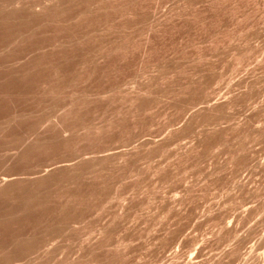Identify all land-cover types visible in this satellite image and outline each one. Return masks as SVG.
Wrapping results in <instances>:
<instances>
[{"label": "rangeland", "instance_id": "obj_1", "mask_svg": "<svg viewBox=\"0 0 264 264\" xmlns=\"http://www.w3.org/2000/svg\"><path fill=\"white\" fill-rule=\"evenodd\" d=\"M51 1L0 0V264L264 255V0Z\"/></svg>", "mask_w": 264, "mask_h": 264}, {"label": "bare ground", "instance_id": "obj_2", "mask_svg": "<svg viewBox=\"0 0 264 264\" xmlns=\"http://www.w3.org/2000/svg\"><path fill=\"white\" fill-rule=\"evenodd\" d=\"M46 1H47V0H46ZM48 1H49V0H48ZM54 1H55V0H54ZM17 2H18V1H16V2H12V3L14 4V5L12 4V7H15V4H16ZM50 2L52 3L51 0H50ZM45 3H46V2H45ZM20 4H21V5H20ZM19 5H20V6H23V4L20 3V2H19ZM19 5L16 4L17 7H19ZM45 5H46V4H45ZM10 6H11V5H10ZM24 6H25V5H24ZM49 6H50V5H49ZM57 6H58V5H57ZM6 7H8V6H6ZM27 7H28V6H26L25 8H27ZM32 7H33V6H32ZM34 7H35V6H34ZM47 7H48V6H47ZM58 7H59V6H58ZM28 8H29V7H28ZM15 9H16V8H15ZM23 9H24V8H23ZM31 9H32V8H31ZM31 9H30V10H31ZM50 9H51V8H50ZM3 10H4V9H3ZM27 10H28V9H27ZM34 10H35V8H34ZM37 10H39V9H37ZM41 10H42V9H41ZM53 10H54V8H53ZM1 11H2V10H1ZM43 11H44V10H43ZM13 12H15V11H13ZM18 12H19V11H18ZM50 12H51V11H50ZM53 12H54V11H53ZM31 13H32V11H31ZM33 13H34V12H33ZM38 13H39V12H38ZM42 13H44V12H42ZM55 13H56V12H55ZM27 14H28V13H27ZM53 14H54V13H53ZM56 15H57V14H56ZM9 16H10V15H9ZM43 18H44V17H43ZM57 18H58V17H57ZM20 19H21V18H20ZM28 19H29V18H28ZM54 19H55V18H54ZM242 57H243V56H242ZM181 93H182V92H181ZM75 99H76V98H75ZM235 99H236V98H235ZM232 102H233V101H232V98H231V101H230V100L227 101V103H225V105H222V106H226V107L229 108V106H232V104H233ZM79 104H80V103H79ZM132 105H135V103H133ZM220 105H221V104H220ZM135 107H136V106H135ZM216 108H217V106H208L207 108L203 109V111L201 110V112H205L204 114H206V113H210V114H212V113H214V112L216 111ZM221 108H222V107H221ZM136 110H137V109H136ZM138 110H139V109H138ZM138 110H137V111H138ZM199 112H200V111H199ZM199 112H198V113H199ZM201 112H200V113H201ZM200 113H199V114H196L195 116H193V118H191V119H192L191 122H193V121L195 122V121L197 120V117H199L198 115H200ZM69 115H70V114H69ZM70 119H71V118H70ZM73 119H74V118H73ZM188 123H190V122H188ZM57 124H58V123H57ZM59 125H61V124H59ZM67 127H68V126H67ZM97 128H99V127H97ZM60 129H61V128H60ZM79 133H80V132H79ZM176 133H177V131H176ZM176 133H173V134L176 135ZM101 134H102V133H101ZM170 134H172V133H170ZM219 134H220V133H219ZM175 135H174V136H175ZM184 135H185V134H184ZM222 135H224V134H222ZM98 136H99V135H98ZM172 136H173V135H172ZM181 136H183V135H181ZM209 136H210V134H209ZM210 137H211V136H210ZM217 137H218V136H217ZM220 137H221V136H220ZM224 137H225V136H224ZM55 138H56V137H55ZM90 138H91V137H90ZM174 138H175V137H174ZM215 138H216V136H215ZM225 138H226V137H225ZM84 139H85V138H84ZM168 139H169V138H168ZM172 139H173V137H172ZM218 139H219V138H218ZM42 140H43V139H42ZM87 140H89V138H87ZM170 140H171V139H170ZM205 140H206V139H205ZM45 141H46V140H45ZM210 141H211V140H210ZM217 141H218V140H217ZM217 141H216V142H217ZM220 141H221V140H220ZM54 142H55V141H54ZM163 142H164V141H163ZM148 143L151 144L150 142H148ZM161 143H162V142H161ZM208 143H209V142H208ZM41 144H42V143H41ZM51 144H52V143H51ZM54 144H55V143H53V145H54ZM146 144H147V143H146ZM163 144H164V143H163ZM163 144H162V145H163ZM197 144H198V143H197ZM204 144H205V143H204ZM31 145H32V144H31ZM42 145H43V144H42ZM143 145H144V144H143ZM143 145H142V146H143ZM48 147H49V146H48ZM155 147H156V146H155ZM155 147H154V148H155ZM160 147H161V146H160ZM203 147H204V146H203ZM209 147H210V146H209ZM156 148H157V147H156ZM156 148H155V149H156ZM211 148H213V147H211ZM32 149H33V148H32ZM157 149H158V148H157ZM209 149H210V148H209ZM30 150H31V149H30ZM193 150H194V149H193ZM198 150H199V149H198ZM137 151H138V150H137ZM159 151H160V150H159ZM191 151H192V150H191ZM203 151H204V150H203ZM38 152H39V151H38ZM201 152H202V151H201ZM129 153H130V151H129ZM132 153H133V152H132ZM156 153H157V150H156ZM188 153H189V152H188ZM196 153H197V152H196ZM130 154H131V153H130ZM134 154H135V153H134ZM134 154H133V155H134ZM184 154H185V153H184ZM197 154H198V153H197ZM128 155H129V154H128ZM191 155H193V154H191ZM107 156H108V155H106L105 157L107 158ZM112 156H113V155H112ZM126 156H127L126 153H121V154H118V155H114L113 158L122 161V160H124V159L126 158ZM182 156H183V155H182ZM189 156H190V155H189ZM184 157H185V156H184ZM196 157H197V156H196ZM106 158L102 157L103 160H107ZM108 158H110V157H108ZM127 158H128V157H127ZM185 158H186V157H185ZM100 159H101V158H100ZM82 160H83V159H82ZM98 160H99V159H98ZM103 160H100L99 162H101V161L104 162ZM110 160H111V159H110ZM86 161H88V160H85L84 163H85ZM91 161H92V160H91ZM91 161H90V162H91ZM95 161H96V163H98L96 159H95ZM95 161L93 160L92 162L94 163ZM115 161H116V160H115ZM121 161H120V162H121ZM102 162H101V163H102ZM87 163H88V162H87ZM104 163H105V162H104ZM114 163H115V162H114ZM91 164H92V163H91ZM111 164H112V163H111ZM111 164H110V166H111ZM93 165H94V164H93ZM93 165H92V166H93ZM99 165L101 166V164H99ZM102 165H103V164H102ZM104 165H105V164H104ZM119 165H120V163H119ZM107 166H108V165H107ZM110 166H109V167H110ZM94 167H95V165H94ZM94 167H93V168H94ZM96 167H97V166H96ZM96 167H95V168H96ZM60 168H61V167H60ZM65 168H67V170H68V168L71 169L70 166H67V167H65ZM76 168H77V167H76ZM79 168H80V167H79ZM121 168H122V165H121ZM72 169H73V167H72ZM72 169H71V170H72ZM100 169H101V168H100ZM100 169H99V170H100ZM117 169H118V168H117ZM74 170H75V168L73 169V171H74ZM79 170H80V169H79ZM91 170L93 171V169H91ZM96 170H97V168H96ZM69 171H70V170H69ZM101 171H102V170H101ZM103 171H104V170H103ZM79 172H80V171H79ZM81 172H82V171H81ZM81 172H80V173H81ZM83 172H84V171H83ZM158 173H159V172H158ZM97 177H98V176H97ZM46 179H47V177H46ZM54 179H55V178H54ZM94 179H95V178H94ZM58 180H59V179H58ZM58 180H57V181H58ZM6 181H7V180H6ZM8 181H9V180H8ZM13 182H14V181H13ZM47 183H48V182H47ZM13 184H14V183H13ZM61 184H62V183H61ZM68 184H69V183H68ZM32 185H33V184H32ZM35 185H36V184H35ZM52 185H53V184H52ZM40 186H41V184H40ZM42 186H44V185H42ZM60 186H61V185H60ZM38 187H39V186H38ZM53 187H55V186H53ZM13 188H14V187H13ZM13 188H12V190H13ZM36 188H37V187H36ZM55 189H56V188H55ZM65 189H66V188H65ZM28 191H29V190H28ZM40 191H41V190H40ZM42 191H43V190H42ZM87 191H88V190H87ZM2 192H3V191H2ZM5 193H6V192H5ZM11 193H12V192H11ZM59 193H60V192H59ZM94 193H95V192H94ZM20 194H21V193H20ZM20 194H19V195H20ZM24 194H25V193H24ZM29 194H30V193H29ZM20 196H21V195H20ZM22 196H23V195H22ZM3 197H4V196H3ZM7 197H8V196H7ZM53 197H54V196H53ZM86 197H87V196H86ZM31 198H32V197H31ZM34 198H35V196H34ZM68 198H69V197H68ZM88 198H89V197H88ZM15 199H17V198H15ZM35 199H36V198H35ZM37 199H38V198H37ZM75 199H76V198H75ZM8 200H9V199H8ZM13 200H14V199H13ZM27 200H28V199H27ZM46 200H47V199H46ZM29 201H30V200H28L27 202H29ZM32 201H33V200H32ZM86 201H87V200H86ZM39 202H40V201H39ZM39 202H38V203H39ZM30 203H31V201H30ZM80 203H81V202H80ZM83 203H84V202H83ZM43 206H44V205H43ZM24 207H25V206H24ZM32 208H33V207H32ZM36 208H37V207H36ZM12 209H13V208H12ZM39 209H40V208H39ZM70 211H71V210H70ZM9 212H10V211H9ZM24 213H25V212H24ZM28 213H29V212H28ZM57 213H58V211H57ZM57 213H56V214H57ZM60 213H61V212H60ZM62 214H64V212H63ZM6 215H7V214H6ZM42 215H43V214H42ZM42 215H40V216H42ZM45 215H46V214H45ZM3 216H4V215H3ZM57 216H58V215H57ZM70 216H71V214H70ZM6 217H7V216H6ZM6 217H4V218H6ZM58 217H59V216H58ZM74 217H75V216H74ZM22 218H23V217H22ZM66 218H67V217H66ZM66 218H65V219H66ZM40 219H41V218H40ZM10 220H11V219H10ZM49 220H50V219H49ZM52 220H54V219H52ZM52 220H51V221H52ZM4 221H5V220H4ZM66 221H67V220H66ZM5 222H6V221H5ZM7 222H8V221H7ZM28 222H29V221H28ZM36 223H37V221H36ZM2 224H3V223H2ZM7 224H9V223H7ZM34 224H35V223H34ZM55 224H56V223H55ZM4 225H5V224H4ZM35 225H36V224H35ZM35 225H33V226L35 227ZM52 225H53V224H52ZM52 225H49V226H52ZM59 225H60V224H59ZM34 227H33V228H34ZM51 228L53 229V227H50V228L46 229V233H47V234H51V233H53V230H52ZM69 228H70V227L68 226V229H69ZM44 229H45V228H44ZM54 230H55V229H54ZM59 230H60V229H59ZM31 231H32V230H31ZM57 231H58V230H57ZM70 231H71V230H70ZM29 232H30V231H29ZM29 232H28V233H29ZM68 232H69V231H68ZM56 233H57V232H56ZM62 233H63V232H62ZM105 233H106V232H105ZM57 234H58V233H57ZM59 235H60V234H59ZM48 236H50V235H48ZM45 238H46V237H45ZM45 238H44V239H45ZM50 238H51V237H50ZM44 239H43V240H44ZM46 239H47V238H46ZM105 239H106V238H105ZM33 240H34V239H33ZM33 240H32V241H33ZM49 240H50V239H49ZM51 240H52V239H51ZM12 241H13V240H12ZM44 241H45V240H44ZM241 241H242V240H241ZM42 242H43V241H42ZM46 242H47V241H46ZM12 243H13V242H12ZM103 243H104V242H103ZM242 243H243V242H242ZM22 244H23V243H22ZM24 244H25V243H24ZM28 244L32 245V243H28ZM36 246H37V245H36ZM100 246H101V245H100ZM100 246H99V247H100ZM12 247H13V246H12ZM45 247H46V245H45ZM240 247H242L241 244L239 245V247H238L236 250L234 249L235 251H234V254H233V257H232L233 262L230 261L231 263L235 264V263L238 261L239 264H264V255H261V256H258V255H257V257H253L252 255H250L251 253H249V257L244 258V260L242 259L243 257L241 258L243 261H242L241 259H239V255H240ZM28 248H29V246H28ZM32 248H33V246H32ZM39 248H40V247H39ZM39 248H38V249H39ZM108 248H109V247H108ZM12 249H13V248H12ZM29 249L31 250V246H30ZM35 249H36V248H35ZM41 250H42V248H41ZM103 250H104V249H103ZM7 251H9V250H7ZM16 251H17V250H16ZM19 251H20V250H19ZM28 251H29V250H28ZM28 251H27V253H28ZM36 251H37V249H36ZM88 251H89V249H88ZM94 251H95V250H94ZM101 251H102V250H101ZM108 251H109V250H108ZM252 251H253V250H252ZM3 252H4V251H2V253H3ZM14 252H15V251H14ZM21 252H22V251H21ZM21 252H20V253H21ZM24 252H25V251H24ZM29 252H30V251H29ZM90 252H91V250H90ZM98 252H99V251H98ZM231 252H232V251H231ZM27 253H26V254H27ZM34 253H35V252H34ZM41 253H42V252H41ZM92 253H93V252H92ZM229 253H230V252H229ZM229 253H228V254H229ZM3 254H4V253H3ZM10 254H11V253H10ZM28 254H29V253H28ZM35 254H36V253H35ZM38 254H39V253H38ZM94 254H95V253H94ZM16 255H17V253H16ZM24 255H25V254H24ZM32 255H33V254H31L30 256H32ZM41 255H42V254H41ZM37 256H38V255H37ZM98 256H99V255H98ZM120 256H121V255H120ZM120 256H118V257H120ZM229 256H231V255L229 254ZM6 257H7V256H6ZM6 257H3V258H6ZM14 257H15V256H14ZM20 257H21V256H20ZM93 258H94V257H93ZM180 258H181V257H179V259H180ZM38 259H39V258H38ZM170 259H171V258H170ZM232 259H231V260H232ZM5 260H6V259H5ZM33 260H34V259H33ZM39 260H40V259H39ZM172 260H173V259H172ZM174 260H175V259H174ZM194 260H195V259H194ZM221 260H222V259H221ZM40 261H41V260H40ZM45 261H46V260H45ZM47 261H48V259H47ZM167 261H168V260H167ZM179 261H180V260H179ZM190 261H191V260H190ZM239 261H242V263L239 262ZM5 262H6V261H4V264H5ZM29 262H32V261L29 260ZM168 262H169V261H168ZM188 262H189V261H188ZM48 263H49V262H48ZM48 263H47V264H48ZM52 263H53V262H52ZM52 263H50V264H52ZM56 263H57V262H56ZM61 263H62V262H61ZM67 263H68V262H67ZM164 263H165V262H164ZM171 263H172V261H171ZM199 263H200V262H199ZM231 263H229V264H231ZM6 264H9V263H6ZM42 264H43V263H42ZM53 264H54V263H53ZM64 264H65V263H64ZM161 264H162V263H161ZM179 264H180V263H179ZM184 264H185V263H184ZM216 264H217V263H216ZM218 264H223V263H222L221 261H219ZM224 264H225V262H224Z\"/></svg>", "mask_w": 264, "mask_h": 264}]
</instances>
